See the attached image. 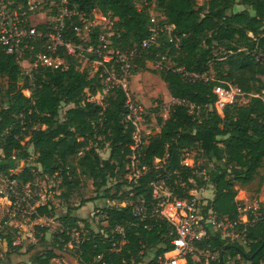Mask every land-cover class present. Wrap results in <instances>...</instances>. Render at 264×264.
Here are the masks:
<instances>
[{
  "label": "trees",
  "instance_id": "1",
  "mask_svg": "<svg viewBox=\"0 0 264 264\" xmlns=\"http://www.w3.org/2000/svg\"><path fill=\"white\" fill-rule=\"evenodd\" d=\"M69 1L80 10L98 9L114 22L116 34L112 45L115 48L139 47L148 34V8L152 3L148 8L139 9L134 0ZM238 4L244 8L238 10ZM153 9L160 20L175 25L179 43L175 45L163 38V45L135 58L134 72L147 60L152 61L158 51L165 53L170 48L174 67L183 70L155 69L160 71L170 96L189 99L201 106L202 119H194L182 104H175L165 120L159 110L161 131L147 138L140 159V165L147 169L137 183L129 181L126 169L132 126L125 128L122 121L124 92L116 89L104 109L83 98L86 89L96 93L102 88V68L89 78V69L80 70L79 63L69 57L66 70H42L37 76L36 88L27 96L23 90L28 87V78L20 64L13 55L0 49L2 169L8 170L12 153L29 162L30 152L20 141L31 129L33 161L43 173L61 178L58 188H52L61 190L59 197L69 200L79 188L72 162L80 155L79 165L93 179L100 195L126 202L124 206L104 207L106 224H101L99 229L93 228L91 221L73 216L70 210L57 218L62 222L61 229L50 238L47 226L36 225V242L26 250L32 264H51L57 256L56 248L69 242L74 232L79 235V264H140L151 255L148 254L151 250L154 252L147 264H154L157 255L173 247L170 242L173 228L166 218L155 213L151 183L158 179L170 185L184 181L192 188L189 178L193 177L198 185L205 184L193 168L182 164L185 150L199 149L218 167L219 173L212 177L214 197L210 205L219 217L238 216V190L234 181L250 182L264 162V0H207L202 5L197 0H157ZM97 32L95 27V43ZM211 71L215 72L213 78L209 77ZM186 72L194 75L186 77ZM229 83L243 91L247 102L228 106L221 116L210 109L216 100L213 87ZM71 103L74 106L61 119L62 106ZM23 115L25 132L20 122ZM35 123L39 127L33 128ZM100 135L103 137L98 139ZM102 148L110 150L107 158L101 156L99 149ZM156 159L160 161L156 163ZM33 167L28 165L13 177L22 182L33 181L36 178ZM110 182L114 184L108 186ZM121 190L124 191L120 193ZM139 199H144L145 206V212L140 214L134 209ZM56 209L54 205H41L36 208V214L55 217ZM0 235L9 246L13 245L12 233ZM247 240L246 244L230 243L215 234L199 245L208 243L219 249L222 264L228 256L237 255L245 264H264V220L249 227Z\"/></svg>",
  "mask_w": 264,
  "mask_h": 264
},
{
  "label": "built area",
  "instance_id": "2",
  "mask_svg": "<svg viewBox=\"0 0 264 264\" xmlns=\"http://www.w3.org/2000/svg\"><path fill=\"white\" fill-rule=\"evenodd\" d=\"M151 9L148 34L140 46L121 50L112 45V38L116 34L114 22L102 13L100 16L96 15L95 11L98 9L80 10L69 0H0V49L14 56L23 74L28 78L25 95L30 96L36 88V79L42 70H66L70 65L69 57H73L78 63L90 64L94 74L102 68V88L96 93L89 89L85 91L89 102L96 103L104 109L108 97L114 95L116 89L120 88L124 92L125 113L122 121L125 128L132 126L131 152L126 169L130 175L129 181L133 183H137L147 169L145 165H140V159L149 137L144 134V131H147L148 112L134 98L130 85L134 73V60L142 53L163 45V38L175 45L179 41L175 25L160 20L154 9L152 7ZM95 27H98L97 43L93 40ZM169 52L170 48L165 53L158 51L152 60L154 67L159 70H183L181 67H174ZM193 75L185 73L189 78ZM213 92L216 100L210 109H214L221 116L228 106L244 98L243 91L231 83L228 86L215 85ZM175 104L187 107L194 119H202V108L199 104L173 96L160 107V116L166 118ZM185 151L182 164L193 168L194 173L201 177L205 172L203 164L194 162L191 165L185 162ZM10 158L15 160L17 156L12 154ZM15 173L14 166L9 168L8 173H0V197L6 198L14 208L12 215L21 213L25 218L21 221L28 222L18 224L15 237L21 234L26 240L35 242V231L30 223L42 217L44 222L48 220L46 216L36 214V208L47 204L49 207L54 205L58 208L59 204L53 200L54 196L49 198L37 192L35 196L38 197L34 204L29 205L32 187L38 185V182L35 179L28 182L19 181L13 177ZM48 178L52 180V188H58L61 178L56 175H48ZM189 181L194 185L192 188L184 181L170 185L164 179H158L151 183L155 213L166 218L173 228L170 241L173 247L157 255L154 264H222L219 249L212 248L208 243L201 247L199 243L211 235L220 234L230 243L246 244L249 227L264 220V212L257 205L251 210L245 206L239 207L236 218L219 217L210 205L212 198L205 194L201 195L204 189L198 188L195 178L190 177ZM58 190L52 191L57 193ZM134 209L138 214L144 213V199H139ZM117 229L123 231L122 227ZM70 240L72 244L78 246L79 235L76 232L72 233ZM237 258L241 260L239 255L228 256L225 264H232Z\"/></svg>",
  "mask_w": 264,
  "mask_h": 264
},
{
  "label": "rangeland",
  "instance_id": "3",
  "mask_svg": "<svg viewBox=\"0 0 264 264\" xmlns=\"http://www.w3.org/2000/svg\"><path fill=\"white\" fill-rule=\"evenodd\" d=\"M136 5L139 9H142L144 7L153 6L156 5L157 0H134ZM199 5L205 4L207 0H197ZM238 10H241L244 8L243 5L238 4L236 7ZM149 10H152L151 7L148 8ZM95 14L98 16L101 15V12L99 10L95 11ZM103 22V21H102ZM179 42H177L178 44ZM153 62L151 60H147L141 68L138 69V71L133 73V76L130 81L131 90L133 92L134 98L140 102L145 110L148 112L147 116V131H144V134L146 137L150 135L157 134L161 131V126L158 123V116H159V109L162 106L164 102H167L170 94L167 88V84L164 82V80L161 77L160 71L156 70ZM78 67L80 70H87L89 69L88 77L92 78L94 74V69L90 64H85L84 62L79 63ZM149 69H146V68ZM97 69L99 68L96 67ZM95 68V69H96ZM215 76V72L211 71L209 73V77L213 78ZM101 78V74H100ZM264 78V77H263ZM264 92V91H263ZM24 94H27L26 90H23ZM29 94V93H28ZM29 96V95H27ZM86 101H88V97L86 96V92L84 93ZM93 96V95H92ZM84 98V97H83ZM83 100V101H84ZM89 102V101H88ZM91 102V101H90ZM247 102V99L240 98L238 103H245ZM74 104L71 103L69 105H63L61 108V119L64 118L65 112L68 108L73 107ZM169 116V115H168ZM168 116L163 118L164 120L168 118ZM20 122L23 125L22 131H26V125H24L25 117L23 115L20 116ZM39 127V124L34 125L33 128ZM32 128V129H33ZM42 128H45V126H42ZM31 129L26 131L24 133L23 139L20 141V143L23 145V148L30 152V159L29 162L25 159H11L9 168L14 166L15 168V174H18L22 171V169L26 166H34L33 171L36 174V182H38V185L32 187V195L29 197V205H33L35 200L38 196H35V193L39 192L40 195H44L45 197L48 196L51 198L54 196L53 200L59 204V207L55 211V217H47L46 222H44V217L37 218L36 221L31 222V228L35 231L36 225H44L47 226L48 229V237H52V235L56 232H58L61 229L62 222L57 219L62 216H65L69 210L70 213L73 216L79 217V218H85L92 222L93 228L99 229V226L101 224H106L105 216L102 213V210L106 206L110 205H120L124 206L126 204L125 201L120 200H110L108 198L102 197L101 191H97L94 184L93 179L88 175V172L79 165V157L80 155L75 156L72 166H75L76 170V178L79 181V188L75 191V193L69 198V200H64L59 195L61 194V190H58L57 193L52 191V180L48 178L47 173L42 172V168L39 164L35 163L33 160L35 158L34 155V148L31 143ZM157 131V133H155ZM153 132V133H151ZM144 136V135H143ZM17 137V135H15ZM103 136H99V138H102ZM100 154L103 158H107L109 156V149L108 148H102L99 149ZM14 152V151H13ZM14 154V153H12ZM82 154V153H79ZM185 162L190 163L193 165V163L198 162L203 164L205 168V172L201 176V179H205V184L200 186L198 188H203L204 193L201 194L202 196L207 195L209 198L214 197V186L212 183V177L219 173V169L212 160H208L203 153L196 148L187 149L185 151ZM4 152L0 148V169H2L1 166H3V158ZM156 163L159 162L158 159L155 160ZM36 166V167H35ZM38 166V167H37ZM9 168L7 171L0 170V173H8ZM36 169V170H35ZM35 182V181H34ZM33 183V182H32ZM198 183V181L196 182ZM113 182H110L108 186L113 185ZM235 188L238 190V194L236 197V200L239 204V207L243 208L244 206L246 208H249L250 210L254 208V206H258L262 212H264V162L262 166L259 168L258 173L255 175L254 179L251 180L248 183H241L238 180L234 181ZM124 190H121L120 193H122ZM112 193L115 192V188L112 189ZM14 212V208L10 205L9 202H7L6 198L0 197V233L8 234L12 233L15 237V231L18 224L25 223L28 224L27 221H21L25 218L22 217L21 213L17 215H12ZM21 212V211H20ZM55 218V219H54ZM82 224V223H81ZM83 226V224L81 225ZM0 235V264H32L29 260L30 253H28L26 250L30 247V245L35 244V242H32L31 240H26L23 235H19L18 237L16 235L14 239V243L12 246H9L7 241L4 242L1 241ZM22 239V240H21ZM25 239V240H23ZM19 240H21L19 243H17ZM62 239L61 241H63ZM6 242V243H5ZM57 256L51 260V264H79V258L77 254V246L72 244V241L70 240L66 244H63L62 248H56ZM154 250H151L148 252V254H151ZM150 256L143 259V261L140 264H147V262L150 260ZM232 264H245V262L238 258L232 262Z\"/></svg>",
  "mask_w": 264,
  "mask_h": 264
},
{
  "label": "crops",
  "instance_id": "4",
  "mask_svg": "<svg viewBox=\"0 0 264 264\" xmlns=\"http://www.w3.org/2000/svg\"><path fill=\"white\" fill-rule=\"evenodd\" d=\"M1 241H3V242H4V241H5V239H2V238H1ZM5 243H6V242H5Z\"/></svg>",
  "mask_w": 264,
  "mask_h": 264
}]
</instances>
